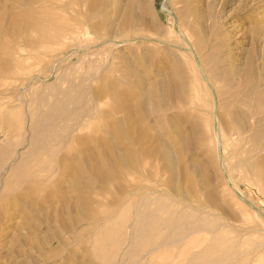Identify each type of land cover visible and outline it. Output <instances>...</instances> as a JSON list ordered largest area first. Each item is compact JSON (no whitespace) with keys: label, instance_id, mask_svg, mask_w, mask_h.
<instances>
[{"label":"rangeland","instance_id":"374dc122","mask_svg":"<svg viewBox=\"0 0 264 264\" xmlns=\"http://www.w3.org/2000/svg\"><path fill=\"white\" fill-rule=\"evenodd\" d=\"M132 1L0 0V264H264L262 0Z\"/></svg>","mask_w":264,"mask_h":264},{"label":"bare ground","instance_id":"6f19581e","mask_svg":"<svg viewBox=\"0 0 264 264\" xmlns=\"http://www.w3.org/2000/svg\"><path fill=\"white\" fill-rule=\"evenodd\" d=\"M131 2H133V1L131 0ZM261 3H260L261 5H264V0H262ZM129 9H128V11H129ZM107 14H109V13H107ZM128 15H127V18H128ZM137 17H138V15H137ZM124 18H125V16H124ZM138 18H140V17H138ZM134 22H135V18H130V19L128 18V19L125 20L124 25L128 26V25H130L131 23H134ZM257 114H258L259 117H257V116L254 117L251 120V124L250 125H248V123H247V126H243L241 128L243 139L247 142V145L249 146L248 158L244 161V165L247 166L248 168L252 169V170L257 169L259 167V165H261V164L264 165V161H260V162H256L255 161L256 157H259L260 155L264 154V123H262L264 121V117H263L264 116V112L261 111V112H258ZM256 124H259L258 127H255ZM210 251H214L213 248L210 249ZM218 251H220V250H218Z\"/></svg>","mask_w":264,"mask_h":264}]
</instances>
